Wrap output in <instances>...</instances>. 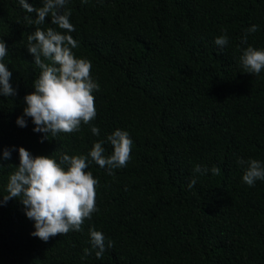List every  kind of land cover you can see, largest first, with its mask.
<instances>
[{
  "label": "trees",
  "instance_id": "1",
  "mask_svg": "<svg viewBox=\"0 0 264 264\" xmlns=\"http://www.w3.org/2000/svg\"><path fill=\"white\" fill-rule=\"evenodd\" d=\"M65 10L71 33L50 17L29 24L24 17L35 13L19 0H0V40L8 48L0 62L17 93L0 96V201L20 147L59 162L62 154L87 156L104 141L109 156L107 136L120 129L133 141L130 161L108 175L88 158L86 171L99 181L98 211L80 232L44 242L31 235L35 222L19 198L0 204V264H264V181L248 186L237 163L264 164V70L246 73L239 61L247 46L264 49V0H68ZM252 25L259 30L242 44ZM36 27L71 35L75 56L91 62L97 116L78 132L44 139L30 117L26 127L16 123L40 74L27 50ZM225 34L221 49L215 39ZM198 164L208 173H194ZM90 227L106 238L101 258Z\"/></svg>",
  "mask_w": 264,
  "mask_h": 264
},
{
  "label": "clouds",
  "instance_id": "2",
  "mask_svg": "<svg viewBox=\"0 0 264 264\" xmlns=\"http://www.w3.org/2000/svg\"><path fill=\"white\" fill-rule=\"evenodd\" d=\"M19 3L27 13L36 15L35 19L24 17L29 24L43 25L45 18L50 17L51 24L64 30V33L75 31L70 23L71 13L65 10L68 0H42L43 6L39 8L32 7L26 0H19ZM258 30V25L248 28L241 43L247 44L248 34ZM64 33L54 27L46 30L36 27L27 37V50L34 57L40 74L34 80V92L24 97L27 107L16 123L22 128L26 127L24 117H30L35 125L33 131L45 134L44 139H48L49 133L55 136L58 133L78 132L82 124L89 125L97 116L93 93L99 91V84L91 76V62L75 56L72 50L78 47V42ZM228 43L226 34L215 39V44L221 49ZM7 49L0 40V61L8 54ZM239 61L246 73L259 75L264 70V49L247 46L242 50ZM11 76L6 65L0 62V96L17 94L10 84ZM99 131L98 127H91L93 135H99ZM107 141L113 149L109 156L104 154V141H99L93 144L87 156L62 154L59 162L49 156L33 157L20 147L19 166L14 167L15 171L9 175L6 186L8 195L3 197L0 204L19 198L26 217L35 222V231L31 235L44 242L58 234L82 231L84 221L90 220L92 214L98 211L95 199L99 181L90 171H86L88 158L100 168H107L108 175L113 174V169L126 167L130 161L133 141L127 131L117 129L107 136ZM3 158L10 159L11 150H4ZM237 163L244 168L242 180L245 184L251 187L258 180L264 181V164L260 161L239 159ZM208 171L207 167L199 164L193 168L197 174H207ZM210 171L213 175L220 173L215 166ZM195 184L196 179L193 178L189 189ZM89 235L92 250L99 249L95 255L101 258L105 252V236L95 227L89 228ZM112 246L113 242L108 240V247ZM84 254L90 255L91 251L86 248Z\"/></svg>",
  "mask_w": 264,
  "mask_h": 264
}]
</instances>
